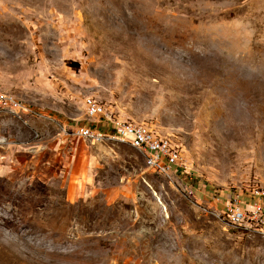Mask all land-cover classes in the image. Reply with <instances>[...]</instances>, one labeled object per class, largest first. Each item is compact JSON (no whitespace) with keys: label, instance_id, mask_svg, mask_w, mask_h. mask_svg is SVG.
Masks as SVG:
<instances>
[{"label":"rangeland","instance_id":"rangeland-1","mask_svg":"<svg viewBox=\"0 0 264 264\" xmlns=\"http://www.w3.org/2000/svg\"><path fill=\"white\" fill-rule=\"evenodd\" d=\"M0 90L67 130L94 96L191 165L165 176L127 144L79 139L60 181L0 175V264H264V236L227 225L205 192L264 184V0H0ZM18 123L1 115L0 137L47 136Z\"/></svg>","mask_w":264,"mask_h":264},{"label":"built area","instance_id":"built-area-1","mask_svg":"<svg viewBox=\"0 0 264 264\" xmlns=\"http://www.w3.org/2000/svg\"><path fill=\"white\" fill-rule=\"evenodd\" d=\"M82 108V115L72 118L71 128L61 129L67 138L77 137L90 145L107 141L124 143L143 154L149 169L165 176L191 179L190 162L172 138L160 134L148 123L120 117L111 106L94 96L84 97ZM24 113L39 114L15 93L0 90V116L20 117ZM5 142V137H0V144ZM193 191L189 192L192 194ZM205 192L213 213L227 225L264 236V184L253 180L227 188L211 185Z\"/></svg>","mask_w":264,"mask_h":264},{"label":"crops","instance_id":"crops-1","mask_svg":"<svg viewBox=\"0 0 264 264\" xmlns=\"http://www.w3.org/2000/svg\"><path fill=\"white\" fill-rule=\"evenodd\" d=\"M28 103L30 109L39 114H22L18 117L21 122L18 125H24L29 130H39L46 133L47 136L44 135L43 139L37 141L23 142L17 136L12 135L18 139L16 141L7 140L0 144V175L19 171L24 167H31L38 170L34 172L37 176L53 174L60 181V164L67 160L69 151L72 152L73 171H75L81 156L85 155L80 144L78 145L80 138L77 140L67 138L61 133V129L65 126L59 112L55 113L54 110L40 108L30 101Z\"/></svg>","mask_w":264,"mask_h":264}]
</instances>
